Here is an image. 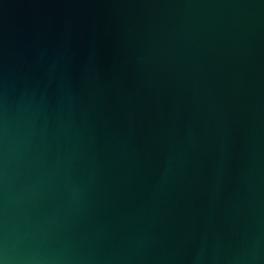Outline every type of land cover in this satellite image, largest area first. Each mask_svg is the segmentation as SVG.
Returning a JSON list of instances; mask_svg holds the SVG:
<instances>
[{
  "label": "water",
  "instance_id": "water-1",
  "mask_svg": "<svg viewBox=\"0 0 264 264\" xmlns=\"http://www.w3.org/2000/svg\"><path fill=\"white\" fill-rule=\"evenodd\" d=\"M0 264H264V0H0Z\"/></svg>",
  "mask_w": 264,
  "mask_h": 264
}]
</instances>
